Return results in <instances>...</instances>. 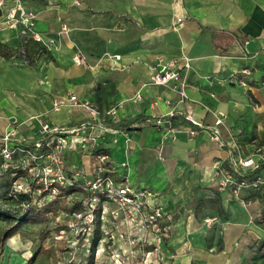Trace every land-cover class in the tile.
Segmentation results:
<instances>
[{
    "label": "crops",
    "instance_id": "crops-1",
    "mask_svg": "<svg viewBox=\"0 0 264 264\" xmlns=\"http://www.w3.org/2000/svg\"><path fill=\"white\" fill-rule=\"evenodd\" d=\"M75 1L2 0L0 136L13 119L22 144L38 139L39 120L62 129L89 123V112L68 97L87 99L98 108L105 129L98 142L115 176L156 192L152 205L179 213L171 250L189 245L198 264H262L264 229L255 219L262 198L249 190L234 198L214 178L238 156L264 154V0ZM17 4L35 14L40 41L20 19L2 22ZM178 16L182 24L173 26ZM77 52L85 64L73 62ZM159 55L176 58L182 87L151 83ZM218 111L226 116L215 132ZM79 149L89 171L90 150ZM64 153L80 167L79 150ZM194 200L203 202L201 216L216 217L206 240L188 211Z\"/></svg>",
    "mask_w": 264,
    "mask_h": 264
},
{
    "label": "rangeland",
    "instance_id": "rangeland-1",
    "mask_svg": "<svg viewBox=\"0 0 264 264\" xmlns=\"http://www.w3.org/2000/svg\"><path fill=\"white\" fill-rule=\"evenodd\" d=\"M35 141L32 144H22L17 139L14 141L21 148L15 153V160L23 167L26 163L22 161L29 157L26 151L34 152ZM44 148L49 152L50 146L45 145ZM66 148L69 147L61 150L63 169L68 179L74 181V185H70L76 188L74 192L66 193L67 187L58 190L62 185H58L53 191L40 183L27 184L25 179L28 172L22 166L12 174L15 175L14 178L25 183L24 190H14L13 180L9 187H0V212L3 214L0 216V264H87L90 259L91 264H198L195 262L196 256H192L190 252L189 245L182 253L171 250L168 245L170 235L179 223L177 211L165 212L161 206L163 217L152 220L148 216L153 206L151 202L146 208L145 218L131 208L120 207L117 201L107 196L100 195L97 200H93L95 193L91 189V183L97 175L93 167L94 153L107 152L100 144L89 147L91 159L88 171L83 167L84 157L80 154L79 147L74 150H79L80 167H71L66 162ZM18 152L22 153V156H18ZM109 160L113 167L108 168L105 173L113 180L121 181L124 177L115 176L117 166ZM124 183L131 185L129 180ZM8 193L13 194V198L21 194L26 195L20 197V202L9 199ZM202 204L203 202L197 200L190 205L188 211L196 216L197 225L204 228L203 235L206 240L211 224L206 220L210 216H201ZM64 206L70 211L65 210ZM184 210L178 209L180 213ZM188 223L190 222L186 221L185 224ZM3 230L14 233L2 238ZM95 234L99 238L91 250ZM207 248L209 249L208 244ZM180 257L185 260L179 261ZM262 260L264 264V253Z\"/></svg>",
    "mask_w": 264,
    "mask_h": 264
},
{
    "label": "built area",
    "instance_id": "built-area-1",
    "mask_svg": "<svg viewBox=\"0 0 264 264\" xmlns=\"http://www.w3.org/2000/svg\"><path fill=\"white\" fill-rule=\"evenodd\" d=\"M2 0H0V5ZM75 3H79L78 0ZM35 14L23 8L20 4L12 7L5 19L2 21L9 26H14L18 19H20L31 31L32 37L36 41H40L41 35L39 32L33 29ZM183 17L178 16L175 20L173 26H180L182 24ZM66 24H62V30H66ZM73 62L78 64H85V57L81 52H77L72 56ZM177 60L176 58H165L161 55L157 56V63L154 67V72L151 76V83L153 84H165L167 82H174V86L178 83L181 84V73L176 68ZM189 66L188 59L184 61V67ZM242 75H249V68H244L241 70ZM238 82L242 86H246L247 82L243 76L238 78ZM180 87V94L182 98H186V92ZM70 105L79 106L87 110L91 116L89 123H83L79 126H75L66 131L58 128L56 126H50L48 123L39 120L41 123L40 133L41 138L34 142V152L26 151L29 157L24 159L21 163L16 162L15 153L19 151L20 146L14 141L16 140V134L19 127V122L15 119L8 122V128L0 136V174L4 170L9 168L18 169L22 166L27 170L25 181L27 184L30 183H40L46 187L52 188L53 191L56 185L70 186L74 185V181L68 179V175L64 171L63 159L61 150L65 147L71 149L76 148H89L99 145L98 138L102 136V131H104V125L99 119V111L93 102L87 99H79L75 94H71L68 97ZM59 104H55L57 109ZM109 113H115V108H111ZM226 116L225 112L218 111L216 113V118L214 120V125L212 128L216 130V126L223 124V119ZM161 119L155 121L156 124H160ZM166 132L174 136V128L166 127ZM190 134H194L193 130L189 131ZM65 133V134H62ZM215 138H218L214 135ZM222 144V143H221ZM45 145L50 146L49 152H46ZM45 150V151H44ZM32 151V150H31ZM263 152V151H262ZM95 162L93 167L96 176L91 183V189L94 191L95 196L93 200H97V196L104 195L115 202H118L120 207L131 208L135 213L140 214L146 218V208L150 205V197L155 194L148 188H141L124 183L127 178L121 179V181H115L110 175L105 172L108 168L113 166L110 164L109 156L105 152H95ZM125 166V162L121 164ZM251 169H258L257 173H251ZM264 154L259 155L258 158L252 159L250 156H238L235 158L234 163L231 166L219 167L216 173V178H214L215 188L219 191L228 189L230 195L234 198H238L241 194L246 191H253L261 199V205L255 214V219L258 224H260L264 229ZM76 182V181H75ZM13 189L16 191L24 190L25 183L18 178H14L12 181ZM92 201V200H91ZM164 212L159 204H154L148 213V216L152 220H157L163 217ZM149 220V221H152ZM207 222L209 224L214 223L216 217H207ZM166 231V228H162ZM264 248V244H261ZM264 253V252H263Z\"/></svg>",
    "mask_w": 264,
    "mask_h": 264
},
{
    "label": "trees",
    "instance_id": "trees-1",
    "mask_svg": "<svg viewBox=\"0 0 264 264\" xmlns=\"http://www.w3.org/2000/svg\"><path fill=\"white\" fill-rule=\"evenodd\" d=\"M12 169H14V168H9V169H7V170H4L1 174H0V187H9L10 186V184H11V181L13 180V178L15 177V175H13L12 173L13 172H15V170L16 169H14V170H12ZM58 185H56V187H57ZM62 187H67L65 190H66V193H72V192H74L75 190H76V188H74V187H72V186H68V185H66V186H60L59 188H57L58 190H61L62 189ZM78 190V189H77ZM8 195H9V199H15V200H17V201H20V202H22L21 200H22V198H20V197H24L26 194H21V196H19V197H15L14 196V198H13V194H11V193H8ZM28 196V195H27ZM3 201H5V200H3ZM194 201H196V200H194ZM193 201V202H194ZM64 209L65 210H67V211H70V209L69 208H66V206H64ZM3 214L0 212V216H2ZM12 233H14V231H8V230H3V236H2V238H7V237H9V236H11V234ZM99 237H98V235L97 234H95V235H93V238H92V247H91V250H93L94 249V245H95V242L97 241V239H98ZM92 263V260L90 259L89 261H88V263L87 264H91Z\"/></svg>",
    "mask_w": 264,
    "mask_h": 264
}]
</instances>
